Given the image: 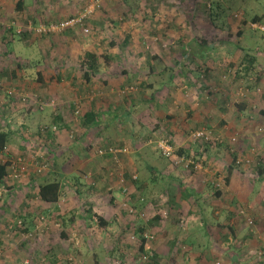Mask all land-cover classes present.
I'll use <instances>...</instances> for the list:
<instances>
[{"label": "rangeland", "instance_id": "374dc122", "mask_svg": "<svg viewBox=\"0 0 264 264\" xmlns=\"http://www.w3.org/2000/svg\"><path fill=\"white\" fill-rule=\"evenodd\" d=\"M18 1L0 0V35L12 28L14 50L34 65L27 68L24 56L17 60L24 63L18 72L25 84L18 89L11 85L16 59L0 57V127L14 128L18 143L22 135L28 141L22 148L6 146L1 156L20 163L0 186V210L20 241L38 244L55 233L63 247L59 263L39 248L22 264H73L75 258L91 264H264V32L250 26H264V0H23L21 8ZM62 21L69 22L63 30L36 31ZM28 39L31 44L21 42ZM239 47L255 55L254 65ZM86 52L100 58L90 83L79 69ZM37 63L48 77L41 85ZM123 69L130 83L144 84L129 99L121 90ZM179 70L185 75L168 78ZM93 97L99 124L81 134L77 111ZM198 129L209 138L193 139ZM75 135L84 146L93 139L89 152L79 153L83 144L61 149ZM160 139L175 156L162 155ZM103 145L120 151L99 155ZM179 147L187 155L178 156ZM100 157L111 162L105 164L108 180L89 173L94 163L102 165ZM52 161L69 182L58 203L42 207L35 183L52 170ZM178 181L196 193L185 196ZM70 185L80 186V200ZM89 199L107 224L94 216L87 221L91 235L83 236L81 222L68 218ZM85 239L88 250L81 254L77 247Z\"/></svg>", "mask_w": 264, "mask_h": 264}, {"label": "crops", "instance_id": "0c3cea01", "mask_svg": "<svg viewBox=\"0 0 264 264\" xmlns=\"http://www.w3.org/2000/svg\"><path fill=\"white\" fill-rule=\"evenodd\" d=\"M4 10H5V7H0V17L1 18L5 14ZM16 13H18V10H16ZM11 30H12V28L9 30L10 32H9L8 35H5V36L4 35H0V44H1V42H6V45L3 44V48H1L0 57L2 56L3 53H5V54H8V56L10 55L9 58H11V60L14 61L16 59L17 64H15L16 65L15 66V71L12 72V78L15 77L16 74H17L18 77L17 78L15 77V80L14 81L11 80V85H13V86H15L16 88L19 89L20 86L25 85V84L22 83V80H23V78H22L23 77V72H18V71H24L23 69H21V65L24 64V63L21 64L17 60H19V58L21 56H24V60L26 62H28L26 64V67L27 68L31 67L32 64L34 65V62H30L31 60L29 59V57H26L24 54L21 55L18 51H15L14 50V45H15V42H16V38H15L16 37V34L14 33L15 31L14 32H11ZM17 31H18V29H17ZM22 39H25L24 36H22ZM21 42L22 43L24 42L26 44H31L30 41H29V39H28V43H27V40L26 41H21ZM5 54H3V55H5ZM103 58L106 59L108 57L105 56ZM98 59H100V58L98 57ZM178 65H179V62H178ZM34 67L35 68L37 67L36 68V72H35V75H36L35 81L38 82V83H40V85H41V83L44 84L47 81V79H46L47 75H45L46 73L42 71V68L38 66V63ZM19 69H21V70H19ZM172 71H173V69H172ZM80 72L83 75V71L80 70ZM171 75H172L173 78L172 79H170L169 77L168 78L170 80H174L175 81L176 79H178L179 76H184L185 73H184V71L182 72V70H179V73H177V72L174 71V74L171 73ZM171 75H168V76H171ZM54 76H56L55 77L56 79L59 78V74L58 73H55ZM185 77H187V76H185ZM92 78H93V76H91V78L89 79V81H88L89 83L91 82ZM0 84L2 85L1 81H0ZM169 84H170V81H169ZM1 85H0V91L2 89L1 88ZM20 89H25V88H20ZM4 93H5V91H4ZM10 101L13 102L14 100L13 99H10ZM92 104L93 103L90 102L89 105H88V108L93 107V108H96V111H98L99 110V107H98L99 102H96L95 103V107ZM11 105L13 106V103L10 104V107H11ZM11 109L13 111V108H11ZM61 119H62V115H57V117L55 118V120H57V121H61ZM80 120H81V118L79 119V122H80ZM5 129H7V128H5ZM11 131L13 132V134L11 135L10 141L7 144V146L10 149H12L13 146L15 147L14 143H16L17 146L24 147V144L26 143V141H28V139H26V137L24 135L19 136L20 137V140H21V144H20V143H18L16 141V138H15V136H17L18 133H16L14 131V128H12ZM84 133H87V131L82 130L81 134H84ZM55 136H56V134H55ZM56 139L57 138H55V140ZM92 140H89V139L86 138L87 144L84 146V144L80 141V138H78L77 140L74 139V141L68 143V145L61 146V149H64V150H70L71 149V152H72V151H74V148L75 147H78V145H80V144L82 145L83 144L82 147H79V149H80L79 153L80 152H83V153L89 152L90 151L89 149H90V145H91V141ZM79 141L81 143H79ZM51 143H53V142H51ZM58 149H59V147L56 148V149L54 148V152L52 154L55 155V152ZM64 150H62L61 154L63 153ZM72 154L73 153H71V155ZM63 155H62V157H63ZM84 159H86V158H84ZM104 159H107V161H109V159L107 157H104ZM78 161L81 164H83L84 162H85V164H87L86 161H83L81 159H79ZM107 161L103 160V157H100V159L97 160L96 162L97 163H101L102 165L100 167L96 168L97 166L94 163L93 169H90L89 168V173H91L96 180H98L101 177H103V180H105V179L108 180L106 176L107 175L109 176V174H110L111 171H109V169H108V166L109 165L108 166L105 165V164H108ZM109 163H111V162L109 161ZM88 166H90V163H89ZM58 170H59V172H61L59 168H58ZM83 170H84V168L81 167L80 168V171H78V172L79 173H82ZM78 180L81 181V179H79V178L77 179V181ZM109 181H111L110 180V177H109ZM0 186H2V185H0ZM186 186L188 187V185H186ZM19 187L20 186L18 184L17 185H12L11 187H7L9 190L6 193L14 192V191L10 190V188H13V190H15V189H18ZM71 189L73 191H75V193L73 194L74 197L76 199H79L80 200L81 199V194H82L81 193L82 191L80 189V186L78 187L76 185H74V186L71 185ZM91 190H87V192L90 193ZM38 201L40 203H42V207H47L48 206V204H45V203H43L40 200H38ZM91 201L92 200H90V202L88 201L89 204H90L89 206L84 205V206H82V208L79 207L78 209H76V211H74V215L72 217L70 216L68 218V220H70L71 222H73V221L74 222L75 221H80L81 222L80 224L82 225V227L80 225L81 228L79 229V231H80L81 235H83V236H90L91 235L90 228H88L89 225H88L87 221H89V220L92 221V219L94 218V216H96V221L97 222H98V219L99 220L102 219L104 221L106 220L104 217H102L101 215H99L98 213H96L94 211L95 210L94 209L95 205L94 206L91 205ZM97 201L99 203V200H97ZM0 208H1V205H0ZM82 209H86V210H82ZM62 215L61 214L59 215L60 219H62V218L64 219L65 218ZM9 221H12V219L9 218V216H7L4 212H2L0 210V264H22V262L26 261L24 259H27V255L29 253V250H34V249H39V248H41L44 251V253L50 252L52 254V256H54L53 257V260L54 261L51 260L52 262H58L59 263L61 261V259H59V260H57V259H58V257L61 256V252L63 250V247H60L57 244L60 243L62 245V241H60L58 239V237L56 236L55 233H54V235H50V237H47L44 240V242H41V240H38L39 241L38 244L37 243H34V241H32L31 243H28L29 241H22V240L20 241L19 240L18 233H16V232H10L9 231V227H8L10 225ZM106 224H104V225H106ZM99 225L101 226L102 224L99 223ZM104 225H102V226H104ZM61 235H62V237L67 236V235H65L63 233H61ZM87 240L88 239H85V245H78V247H77L78 250H79V252L81 254L82 253L85 254V252L88 250L87 243H86ZM73 264H91V263L86 258H82L80 260L75 258L74 261H73ZM97 264H101V263L98 262Z\"/></svg>", "mask_w": 264, "mask_h": 264}, {"label": "trees", "instance_id": "16d2710c", "mask_svg": "<svg viewBox=\"0 0 264 264\" xmlns=\"http://www.w3.org/2000/svg\"><path fill=\"white\" fill-rule=\"evenodd\" d=\"M23 4V0H19L18 1V8H21ZM219 4V3H218ZM211 4H209L208 6V10L212 9ZM254 22L259 20L258 17H254L252 19ZM245 22V21H243ZM68 30V29H67ZM69 31V30H68ZM240 32V30L238 31ZM23 36H25V34L23 33ZM202 40L203 43H206L207 40L205 39H200V41ZM2 44L6 45V42H2ZM1 47V46H0ZM240 50L243 51V56L245 59L248 60V63L251 65H254L253 63L256 60V57L254 54H249L247 53L248 51L245 50L243 47H239ZM5 54V53H3ZM2 54V55H3ZM98 67H99V59L98 56L95 55L94 53H90V52H86L84 54L83 60H81L80 62V67L79 69L83 71V76L84 78L89 81V79L91 78V76H94L97 74L98 72ZM152 70V69H150ZM128 70L123 69L122 73L124 75H127L124 78V81L121 82L124 83L126 85H123V87H121L122 93H124L125 96H128L129 94L133 93L134 91H136V89L141 88L143 89L144 84L143 81H139V84L137 86V84L134 83H130V75L128 74ZM171 75V74H170ZM170 79H172V75L168 76ZM144 79V78H141ZM167 86V84H165ZM148 86H151V84H149ZM131 88V89H130ZM126 89V90H125ZM13 94V92H10ZM8 93V94H10ZM153 96V95H152ZM97 97H93L92 100L90 102H92L95 107V103L98 101H95ZM153 98V97H152ZM150 97V99H152ZM129 99V96H128ZM132 102V96L130 97V102ZM91 105V106H92ZM131 105V104H130ZM240 110H242V107H240ZM264 112V111H262ZM82 114V115H81ZM80 115L77 113V116L79 117L78 119L81 118L80 120V124L79 127L85 131H89L91 130V128L95 127V125L99 124V116L101 114V110L96 111V108H87L86 110L84 109L82 111ZM13 134V132L10 129H4L0 127V185H2L5 180L8 179V174H9V170H8V165L10 164L9 161L7 160H1V156H4V150L7 146V144L10 141V137ZM79 137L77 135L74 136V139L77 140ZM172 143V141H170ZM173 144V143H172ZM111 145H103V149H107L108 147H110ZM113 147V146H112ZM177 155L181 156V155H187V153H185L184 148L183 147H179L177 150ZM107 155L109 157H112V155L110 153L104 154ZM103 156V155H102ZM232 160L231 163L228 165V173H231V170L234 168V163L236 160V155L234 153H232ZM258 168L262 167L263 164L258 163L257 164ZM58 164L56 161H52V170L45 172V174L41 175L38 179V181L35 183V198L39 199L40 201H42L45 204H55L58 203V201L60 200V197L62 195L63 192V188H64V181L67 183L69 182L67 180V178L65 177V175H63V173L59 172L58 170ZM260 171V170H259ZM130 175L129 174H125L124 178H129ZM132 179V178H131ZM135 180L132 179V182H134ZM228 181V178H226V182ZM179 183V187L181 188V190H184V195L189 197V196H193L195 194L194 190L191 188H188L186 185H184L181 181H178ZM71 186V185H70ZM217 195H219V192L216 193ZM98 222L102 225L106 224V222L102 219H98ZM25 231V230H24ZM27 231V230H26ZM143 246V243H142ZM142 246L140 248H142Z\"/></svg>", "mask_w": 264, "mask_h": 264}, {"label": "built area", "instance_id": "2783aa9c", "mask_svg": "<svg viewBox=\"0 0 264 264\" xmlns=\"http://www.w3.org/2000/svg\"><path fill=\"white\" fill-rule=\"evenodd\" d=\"M70 22H72V21H70ZM68 24H69V22H67V21H62V22H59V23H56V24H53V25L52 24H50V25L41 24L36 29V31L40 32V33L54 32L56 30H63V28L66 27ZM72 24H74V23H72ZM250 26L253 27V28L260 29L261 31L264 32V26L263 25H260L258 23H251ZM77 113H78V111H77ZM191 136H192L193 139H199V138L208 139L209 138L207 133H206V131L202 130V129L201 130L198 129V130L192 131L191 132ZM157 144H158V148L161 151L162 155H164L165 157L170 158V157H172L174 155L173 149H172L171 145L169 144V142L166 139H160ZM118 151H120V150L117 149L116 147L110 146L107 149L99 148L97 150V153L99 155H104V154L110 153L114 157V155ZM4 153H5V150H4ZM18 163H20V162H18ZM18 163H16L15 161L10 162V164L8 165V170L15 171L17 169V164ZM263 242H264V238H263Z\"/></svg>", "mask_w": 264, "mask_h": 264}]
</instances>
